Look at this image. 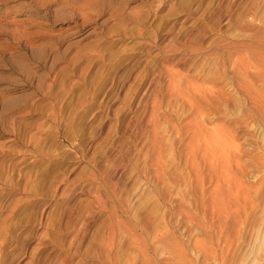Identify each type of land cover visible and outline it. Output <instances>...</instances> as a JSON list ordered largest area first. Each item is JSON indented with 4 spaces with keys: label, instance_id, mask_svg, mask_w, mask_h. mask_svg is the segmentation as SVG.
<instances>
[{
    "label": "rangeland",
    "instance_id": "obj_1",
    "mask_svg": "<svg viewBox=\"0 0 264 264\" xmlns=\"http://www.w3.org/2000/svg\"><path fill=\"white\" fill-rule=\"evenodd\" d=\"M0 264H264V0H0Z\"/></svg>",
    "mask_w": 264,
    "mask_h": 264
}]
</instances>
